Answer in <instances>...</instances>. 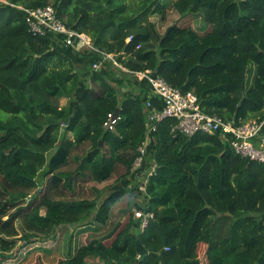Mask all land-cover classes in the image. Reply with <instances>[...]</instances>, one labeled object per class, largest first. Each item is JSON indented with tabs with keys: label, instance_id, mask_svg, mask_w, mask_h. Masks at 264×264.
I'll return each mask as SVG.
<instances>
[{
	"label": "trees",
	"instance_id": "obj_1",
	"mask_svg": "<svg viewBox=\"0 0 264 264\" xmlns=\"http://www.w3.org/2000/svg\"><path fill=\"white\" fill-rule=\"evenodd\" d=\"M45 6L94 50L76 52L59 36L30 33L25 10ZM168 7L162 0H0V261L17 242L55 239L64 226L99 234L111 225L69 249L62 264H200L199 244L208 264H264V164L236 155L221 134L187 137L173 130V119L156 124L140 169L144 198L133 204L152 215L143 230L129 205L132 190L101 202L79 196L80 182L132 175L147 133L145 102H157L134 73L151 71L194 93L204 114L225 123L264 119V0H177L172 8L181 17L210 29L175 22L160 34L150 19L164 21ZM61 98L73 107L60 106ZM84 145L86 153L73 159ZM125 196L127 220L112 224Z\"/></svg>",
	"mask_w": 264,
	"mask_h": 264
},
{
	"label": "built area",
	"instance_id": "obj_2",
	"mask_svg": "<svg viewBox=\"0 0 264 264\" xmlns=\"http://www.w3.org/2000/svg\"><path fill=\"white\" fill-rule=\"evenodd\" d=\"M25 12L28 31L33 35L41 37L48 34L59 36L65 47L72 48L76 52L94 50L90 38L67 28L51 6L25 10ZM129 40L130 38L127 41ZM104 58L111 61L113 66L122 71H127L115 60L112 54L104 55ZM100 65V63L94 64L93 69H99ZM134 76L138 82L147 84L148 96L157 102L154 103L151 99L145 102L147 133L145 141L138 149L140 155L133 162L131 173L142 168L146 151L151 143L150 134L155 133L157 123L167 118L175 121L173 130L183 136L221 134L224 140L229 141L236 155L264 164V119L240 126L225 123L219 117L204 114L200 110L194 93H182L180 90L169 86L161 77L153 76L151 71L137 72L134 73ZM112 115L109 114L104 123V127L108 130H113L119 119V117L112 119ZM152 171L151 169L148 172V176L152 174ZM134 217L140 220L142 230L152 219L151 214H146L142 210L134 211Z\"/></svg>",
	"mask_w": 264,
	"mask_h": 264
},
{
	"label": "rangeland",
	"instance_id": "obj_3",
	"mask_svg": "<svg viewBox=\"0 0 264 264\" xmlns=\"http://www.w3.org/2000/svg\"><path fill=\"white\" fill-rule=\"evenodd\" d=\"M168 3V13L166 19L164 21L160 20L159 16L151 17V21L156 24L157 29L160 34H163L165 29L175 23L178 22L180 25H191L192 28L198 32H206L210 29V26L202 23L199 19H193L191 17H181L172 6L176 4L177 0H162ZM254 67L253 64H250L248 67V72L246 74V82H248V87L251 85V81L253 78ZM60 106H68L73 107L70 100L66 98H61L59 101ZM68 140H72V134L68 133L66 135ZM88 150V146L84 145L75 150L72 153L73 159L81 158L83 154ZM104 153H109L107 150V146L104 148ZM143 174L140 173V169H137L136 172L132 173L129 180L126 182L117 183V176L111 177L108 181L103 182L101 184L95 183H87L82 184L78 183L76 186L79 190V196L83 198H93L97 195L99 202H101L107 195L115 190H132L136 197L131 200L130 208L133 213L136 209L133 207V204L140 203L142 198H144L143 186L146 181L143 182ZM127 196L124 197L118 204H116L112 209L111 222L112 224L117 222H126L127 216L122 215L120 213L121 210H124L127 205ZM139 206V205H138ZM142 210V208H141ZM68 221H72L71 217H67ZM73 223V222H72ZM64 230L60 229L57 232L55 239H50L43 243L38 244H29L27 246L20 247L24 244L23 241H19L16 243L15 248L7 255V259L0 261V264H62L65 258L66 252L70 249L74 251L76 246L86 244L89 239L92 237H99L104 232L111 228V225L108 229L102 230L99 234H93L91 231L81 232L80 226H64ZM81 232V233H80ZM40 245V246H39ZM40 247V248H36ZM70 247V248H69ZM38 251V252H37ZM1 254V252H0ZM197 256L200 261V264H208L207 262V246L205 244H199L197 246ZM86 264H101L95 259L87 260Z\"/></svg>",
	"mask_w": 264,
	"mask_h": 264
},
{
	"label": "water",
	"instance_id": "obj_4",
	"mask_svg": "<svg viewBox=\"0 0 264 264\" xmlns=\"http://www.w3.org/2000/svg\"><path fill=\"white\" fill-rule=\"evenodd\" d=\"M239 105H240V103H239ZM119 114H120V109L117 108V109L114 111L113 115H112V119H116V118H118V117H119ZM227 215H228V214H227ZM217 216H220V214H217Z\"/></svg>",
	"mask_w": 264,
	"mask_h": 264
}]
</instances>
